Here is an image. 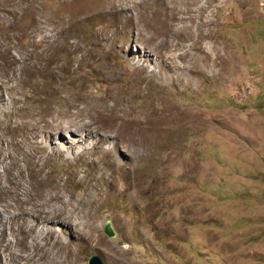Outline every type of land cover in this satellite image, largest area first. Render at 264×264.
<instances>
[{"label": "rangeland", "instance_id": "1", "mask_svg": "<svg viewBox=\"0 0 264 264\" xmlns=\"http://www.w3.org/2000/svg\"><path fill=\"white\" fill-rule=\"evenodd\" d=\"M110 1L0 0V264L52 198L93 241L51 224L44 263L264 264V0H200L191 39Z\"/></svg>", "mask_w": 264, "mask_h": 264}, {"label": "bare ground", "instance_id": "2", "mask_svg": "<svg viewBox=\"0 0 264 264\" xmlns=\"http://www.w3.org/2000/svg\"><path fill=\"white\" fill-rule=\"evenodd\" d=\"M156 1L166 5V10L169 13V15L171 16V19L175 20L177 18L175 16H180L177 19L179 22L182 23V25L179 28H176L175 30L171 31L170 34H171L172 38H177L179 36L180 38L182 37L183 39H185L186 36L188 35V38L191 39L192 33L190 32L191 31L190 28H191V24L194 23L193 16L197 12L196 7L199 5L200 8H203V7H206V5L201 6L200 0H184V1H182V0H156ZM142 2H143V0H111L110 3L107 6L104 5V7H108L110 12L120 14L121 12L118 11V10H120L118 8V5L121 7L123 4H126L128 7H132V8H135L137 10H142L143 9V3ZM120 3H122V4L120 5ZM123 9H124V7H123ZM127 10H130V9H127ZM209 12L212 13L213 10L210 9ZM167 39H168V37H167ZM163 47H164V45H163ZM182 57H184L183 54H182ZM166 61H167L168 67H170L171 70H173L178 75L177 77H173L172 79H179V80L184 81L185 80L184 76L188 72L189 67L181 65L177 61V58H170ZM189 82H190V80H186L184 83L186 85H188ZM108 121H110V120H108ZM98 122L101 124L102 128H107L112 133H114V130H115L114 129V123H113V125H109L110 122H107L105 120L103 121L101 119H98ZM91 127H92V125H86L84 127V129H90ZM75 133H78V129L75 131ZM98 134H100V133H98ZM102 135L104 138L99 141V144L101 145V147H103V149L107 145H110L116 139L115 136H112L110 134H102ZM70 138L73 139L72 137H70ZM87 138H88V136H87ZM87 138L85 140L86 144L88 142ZM91 139H94V138L91 137ZM95 145H96V143H95ZM52 200H53V198L49 200V203ZM60 200H61V198H60ZM49 203H46L43 205L41 204V206H39V207L37 206L31 210L22 209L20 212L16 213L17 215L15 214V217L12 220L11 224L14 226H18L20 229H29L35 235L33 238L35 243L33 246H30V247L23 249L22 254L18 253V251H14V250H12V248H10V251H11L10 252V257H11V261H10L11 263L10 264H59V262L55 261V259H52L51 262L44 263L45 256L48 253H52L55 249L53 245L47 246L44 248V246L42 247L41 243H40L42 240H44V237L46 235H50L51 233L54 232L53 231L50 233V232L45 230L51 224L52 225L53 224H55V225L56 224H62L63 226L67 227L71 233H74L78 237L86 238L89 241H93L92 240L93 236H87L88 233L85 235L82 233L81 230H78L76 218L71 217L72 215L66 216L65 210H62L61 208L60 209L53 208V209L47 210V208L49 207ZM20 220H22V221L20 222ZM54 221H56V222H54ZM89 234H91V233H89ZM92 234H93V232H92ZM55 239H56L55 240L56 242L54 243L55 246L59 245L61 248L64 246L66 247L63 235L61 233L60 234L58 233ZM34 249H35V251H34Z\"/></svg>", "mask_w": 264, "mask_h": 264}, {"label": "water", "instance_id": "3", "mask_svg": "<svg viewBox=\"0 0 264 264\" xmlns=\"http://www.w3.org/2000/svg\"><path fill=\"white\" fill-rule=\"evenodd\" d=\"M88 264H104V263L100 257L93 256L89 259Z\"/></svg>", "mask_w": 264, "mask_h": 264}]
</instances>
